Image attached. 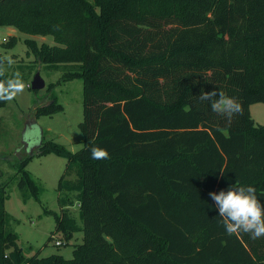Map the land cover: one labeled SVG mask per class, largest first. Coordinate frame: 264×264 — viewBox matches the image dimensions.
<instances>
[{"label": "trees", "instance_id": "1", "mask_svg": "<svg viewBox=\"0 0 264 264\" xmlns=\"http://www.w3.org/2000/svg\"><path fill=\"white\" fill-rule=\"evenodd\" d=\"M0 26L52 36L54 45L25 39L35 64L61 66L64 81L83 87L82 148L43 140L35 150L66 159L63 211L43 213L65 240L80 232L82 242L69 259L25 260L0 182V264H264V237L227 235L209 197L239 182L264 205V125L249 110L264 104V0H0ZM202 90H222L241 113L213 112ZM49 97L36 118L62 111ZM92 146L109 159H92ZM31 158L14 175L25 201L40 202ZM66 190L77 191L81 223L69 218Z\"/></svg>", "mask_w": 264, "mask_h": 264}, {"label": "rangeland", "instance_id": "2", "mask_svg": "<svg viewBox=\"0 0 264 264\" xmlns=\"http://www.w3.org/2000/svg\"><path fill=\"white\" fill-rule=\"evenodd\" d=\"M86 1L94 4V0ZM9 36L15 37L16 42L11 48L4 47L3 44ZM0 39V58L11 56L14 61L11 67L5 62L6 74L9 77L18 71L25 83V91L22 94L13 102L0 107V172L3 174L0 182L7 185L5 209L10 215L8 228L17 233V249L25 260L53 254L69 259L74 247L82 242V233L77 232L72 239L65 240L63 233L55 229L54 216L43 213L44 208L59 215L63 211L58 201V183L64 172L66 159L53 153L37 155L35 150L43 140L54 141L71 152L82 148L83 136L79 129L83 118L82 80L74 78L64 81L62 75L65 68L61 66L57 70L41 67L40 75L45 81V86L32 90L30 84L38 65L35 64V56L29 52L24 41L34 39L37 44L54 45L53 37L20 31L13 26H0ZM50 93L56 95L58 103L63 107L62 111L34 118L36 106L47 104ZM249 110L254 122L264 125V104H252ZM29 155H32V158L25 168L43 189L40 202L32 197L25 201L22 191L17 187L18 176L14 175L13 164ZM65 178L75 186L77 179L73 172ZM76 195L77 191L66 190L63 199L66 203L72 200V204L65 208H68L71 220L81 223ZM56 240H61L64 244L56 246Z\"/></svg>", "mask_w": 264, "mask_h": 264}, {"label": "clouds", "instance_id": "3", "mask_svg": "<svg viewBox=\"0 0 264 264\" xmlns=\"http://www.w3.org/2000/svg\"><path fill=\"white\" fill-rule=\"evenodd\" d=\"M53 28L59 30L58 25H54ZM5 62L8 67L14 63L11 56L0 58V78L6 75ZM24 91L25 83L20 72L16 71L8 78L0 79V103H11ZM198 97L201 102L210 103L213 112L226 116L229 120L242 111L241 105L222 90L211 92L202 90ZM90 152L94 160L109 159L108 151L101 147L92 146ZM209 197L218 210L219 222L227 235L247 233L252 239L264 237V205L258 200L254 187L242 186L237 182L227 190L210 192Z\"/></svg>", "mask_w": 264, "mask_h": 264}, {"label": "water", "instance_id": "4", "mask_svg": "<svg viewBox=\"0 0 264 264\" xmlns=\"http://www.w3.org/2000/svg\"><path fill=\"white\" fill-rule=\"evenodd\" d=\"M44 86H45V81L41 77L40 68L38 67L37 71L35 72V74L33 76L32 81H31L30 88L32 90H38V89L43 88ZM34 118H36V117L34 116Z\"/></svg>", "mask_w": 264, "mask_h": 264}, {"label": "built area", "instance_id": "5", "mask_svg": "<svg viewBox=\"0 0 264 264\" xmlns=\"http://www.w3.org/2000/svg\"><path fill=\"white\" fill-rule=\"evenodd\" d=\"M2 39H0V43H1ZM64 243L61 241V240H56L55 241V245L56 246H60V245H63Z\"/></svg>", "mask_w": 264, "mask_h": 264}]
</instances>
